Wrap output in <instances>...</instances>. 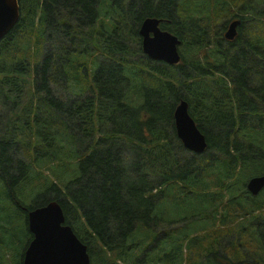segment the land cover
Wrapping results in <instances>:
<instances>
[{"label":"trees","instance_id":"16d2710c","mask_svg":"<svg viewBox=\"0 0 264 264\" xmlns=\"http://www.w3.org/2000/svg\"><path fill=\"white\" fill-rule=\"evenodd\" d=\"M18 4V22L0 41V104L21 122L0 139V264H23L27 210L53 199L91 264H194L182 258L183 242L193 259L201 255L196 264L248 261L241 247L264 264V190L246 189L264 175V0ZM251 12L259 19L248 30ZM147 18L181 42L177 65L142 52ZM181 101L205 136L203 154L176 136ZM186 221V234L208 230L211 241L167 226Z\"/></svg>","mask_w":264,"mask_h":264},{"label":"water","instance_id":"95a60500","mask_svg":"<svg viewBox=\"0 0 264 264\" xmlns=\"http://www.w3.org/2000/svg\"><path fill=\"white\" fill-rule=\"evenodd\" d=\"M19 19L18 0H0V41L15 27ZM239 21L229 23L224 38L233 41ZM142 52L154 61L169 65L180 62L179 39L159 28L156 18L145 19L140 28ZM175 133L184 149L195 155L206 150L205 136L188 113V104L181 101L173 112ZM247 191L256 196L264 189V175L249 179ZM27 228L32 240L26 246L23 264H90L87 246L65 224L61 206L56 200L27 211ZM240 264H253L242 262Z\"/></svg>","mask_w":264,"mask_h":264},{"label":"rangeland","instance_id":"374dc122","mask_svg":"<svg viewBox=\"0 0 264 264\" xmlns=\"http://www.w3.org/2000/svg\"><path fill=\"white\" fill-rule=\"evenodd\" d=\"M245 1H248V0H245ZM258 19H259L258 15L251 12V14L247 15V17H246V22H245L246 28H248V30H250L251 28H253V26L258 25L256 23V20H258ZM221 22L222 21H220L219 23L213 25V30H211V35L213 37V42H214V34H216V30H218L220 28ZM262 22L264 23V18L263 17H262ZM56 95H58L60 97H64L66 99L64 92H62L61 90L56 89ZM22 102H25V101L22 100ZM19 110L20 109H18V111ZM19 112L22 113V109ZM19 118H20V116L18 115V113L15 110H11V108H9L8 106L0 104V139H2V138L5 139V137L8 136V135H15V134L19 133L18 131L16 132L15 129H14L16 126H20L21 125V122H17ZM7 139H9V138H7ZM24 148H25V145L21 144L19 152H20L22 158H25L24 157ZM187 156H189V155L187 154ZM53 165H54L53 162H46V166L52 167ZM205 193H208V194H213V193L221 194V192L219 190H216V191L207 190V191L203 192V194H205ZM261 193H262V191L260 193H258L256 196L261 195ZM263 201H264V194L257 200V202H259L258 204H262ZM168 209H169V205H167V204H163L162 205V210H167L168 211ZM176 222H177V220H176ZM201 222H208V225H207L208 227H210L211 224H212L210 218H206V220H201ZM186 223H187V221L185 223L170 224V225H167V226L168 227H172V228H177V229L180 230V232H183L184 234H186V231L181 228ZM194 226L197 227L196 225H194ZM219 227L225 233H228L227 232V227L225 225H221ZM262 229H264V225L262 226ZM19 233H20V238L21 239L18 242V244H20V246L22 247L24 245V239H23L24 238V233H23V231H21V227L18 225L17 226V234H19ZM208 234H211V235H209L207 238H205ZM239 234H240V232H239ZM186 235L188 237H190V236L193 237L194 236V237L198 238L199 240H204L205 243L207 244L209 241H211V238H212L211 236H213V232L208 231V230H200V231H195L194 233H190V234H186ZM187 240H188V238H187ZM242 243H244V242H239V244H242ZM220 244L222 246L226 245V236L223 233H222V236L220 237ZM26 245H27V242L25 244V247H26ZM184 245H185V242H183V246H182V258L185 259V255L188 254V256L190 258H192V262L194 264H196L197 261H199L201 255L200 254L197 255L198 260L193 259V257H195V256L191 252H187L186 248H184ZM11 250L16 252V253L19 252V249H18V252H17V250H15V248H13V249L11 248ZM241 250L246 255V257H244L245 259H249V260H258L259 259V257H257V254H254L253 252H249V250L247 248L241 247ZM18 254H20V253H18ZM8 257H9V255H8ZM9 264H12V262H10ZM180 264H184V262H182V260H181Z\"/></svg>","mask_w":264,"mask_h":264},{"label":"flooded vegetation","instance_id":"af4514ba","mask_svg":"<svg viewBox=\"0 0 264 264\" xmlns=\"http://www.w3.org/2000/svg\"><path fill=\"white\" fill-rule=\"evenodd\" d=\"M54 200V199H53ZM50 201H52V200H50ZM49 202V201H48ZM43 204H41L40 206H42ZM32 237V236H31ZM248 260V262H252V263H254V264H256V262L254 261V260H249V259H247Z\"/></svg>","mask_w":264,"mask_h":264}]
</instances>
